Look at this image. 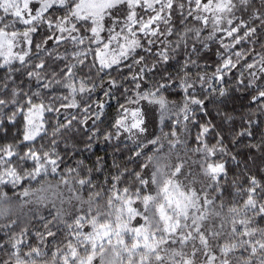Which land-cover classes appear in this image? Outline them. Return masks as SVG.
Listing matches in <instances>:
<instances>
[{
	"label": "snow or ice",
	"instance_id": "obj_1",
	"mask_svg": "<svg viewBox=\"0 0 264 264\" xmlns=\"http://www.w3.org/2000/svg\"><path fill=\"white\" fill-rule=\"evenodd\" d=\"M0 264H264V0H0Z\"/></svg>",
	"mask_w": 264,
	"mask_h": 264
},
{
	"label": "trees",
	"instance_id": "obj_2",
	"mask_svg": "<svg viewBox=\"0 0 264 264\" xmlns=\"http://www.w3.org/2000/svg\"><path fill=\"white\" fill-rule=\"evenodd\" d=\"M207 59L209 61H212L215 59V50L214 49H211L209 51V55L207 57ZM109 103L112 105V107H115V104L114 102L112 101H109ZM236 107L239 109V110H245L247 108V103H246V98H245V105L243 108L240 107L239 104L236 105ZM109 115H111V112L109 111ZM214 115V113H213ZM243 144H246L247 143V139H245L244 141H242ZM119 145H116L114 141H97L94 143V146H93V149L90 151V152H87L85 153L84 155L88 156L90 159H94L96 156H100L103 160L106 161V163L108 165H111L112 163V160L115 158L117 160H120L122 159V156L119 155L117 153V149H119ZM124 156L127 155L126 152L123 153ZM69 163H71V161H69ZM249 166L252 167L253 171L256 172L259 168H260V162H259V159L256 160V163L255 164H252L251 162L249 163ZM241 167H243V164H241ZM232 171L233 170H230L229 172V177L228 179L231 180L233 177H232Z\"/></svg>",
	"mask_w": 264,
	"mask_h": 264
}]
</instances>
